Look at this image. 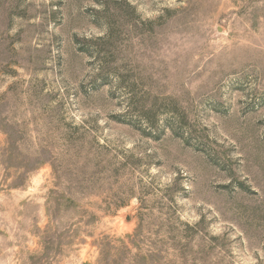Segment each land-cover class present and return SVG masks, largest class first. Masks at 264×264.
I'll return each mask as SVG.
<instances>
[{
    "label": "rangeland",
    "instance_id": "obj_1",
    "mask_svg": "<svg viewBox=\"0 0 264 264\" xmlns=\"http://www.w3.org/2000/svg\"><path fill=\"white\" fill-rule=\"evenodd\" d=\"M0 264H264V0H0Z\"/></svg>",
    "mask_w": 264,
    "mask_h": 264
},
{
    "label": "trees",
    "instance_id": "obj_2",
    "mask_svg": "<svg viewBox=\"0 0 264 264\" xmlns=\"http://www.w3.org/2000/svg\"><path fill=\"white\" fill-rule=\"evenodd\" d=\"M115 3V2H114ZM106 9H108V8H106Z\"/></svg>",
    "mask_w": 264,
    "mask_h": 264
}]
</instances>
